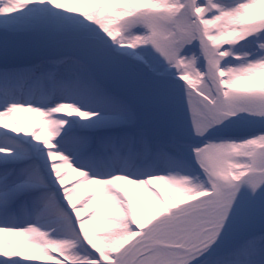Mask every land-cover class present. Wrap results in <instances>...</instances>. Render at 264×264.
Segmentation results:
<instances>
[{
  "label": "snow or ice",
  "instance_id": "obj_1",
  "mask_svg": "<svg viewBox=\"0 0 264 264\" xmlns=\"http://www.w3.org/2000/svg\"><path fill=\"white\" fill-rule=\"evenodd\" d=\"M0 264H264V0H0Z\"/></svg>",
  "mask_w": 264,
  "mask_h": 264
}]
</instances>
